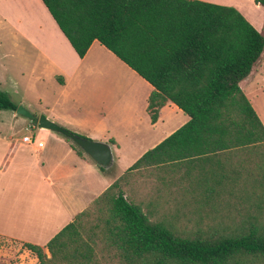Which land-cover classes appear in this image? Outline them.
Wrapping results in <instances>:
<instances>
[{"label": "trees", "instance_id": "1", "mask_svg": "<svg viewBox=\"0 0 264 264\" xmlns=\"http://www.w3.org/2000/svg\"><path fill=\"white\" fill-rule=\"evenodd\" d=\"M40 1L78 58L96 40L152 87L150 123L166 100L188 121L49 239L48 258L22 248L37 264H264V173L255 167L264 162V127L238 87L264 36L235 9L200 3L194 22L180 26L179 55L200 62L151 63L148 0ZM15 108L0 91V111ZM146 170L148 200L131 201L125 186ZM244 187L259 201L230 206Z\"/></svg>", "mask_w": 264, "mask_h": 264}, {"label": "crops", "instance_id": "2", "mask_svg": "<svg viewBox=\"0 0 264 264\" xmlns=\"http://www.w3.org/2000/svg\"><path fill=\"white\" fill-rule=\"evenodd\" d=\"M200 3L216 5L208 0H148V37L153 39L148 62H200L199 57L179 56L184 49L180 26L188 19L194 22V10H199ZM0 48L2 77L12 74L9 80L20 78L27 84L48 82L58 98L53 106L59 105L60 97H70L69 105L60 108L57 115L50 111L47 120L63 122L61 128H71L70 133L81 138L107 144L112 154L111 165L100 170L85 154H78L70 140L37 128L39 115L15 120L16 114L10 111L14 121L0 122V264H9V259L17 260L12 264H23L25 259L31 260V253L24 248L9 249L4 242L38 246L48 258L44 248L47 241L148 151L142 150L130 159L117 178L108 175L114 162L119 163L135 146L148 142V123L154 129L164 114L172 124L170 131L152 144L153 148L184 125L188 117L166 100L155 122L150 123L146 107L152 87L96 40L78 58L40 0H0ZM121 75L134 77L141 90L122 89ZM249 75L238 83L248 103L243 83ZM19 104L23 107L22 102ZM138 125L147 127L141 131ZM27 130L31 135L13 136ZM23 137L29 142H22ZM144 174L145 179L129 181L125 190L133 187L132 193L141 182L148 187V170ZM146 194L148 200V189Z\"/></svg>", "mask_w": 264, "mask_h": 264}, {"label": "rangeland", "instance_id": "3", "mask_svg": "<svg viewBox=\"0 0 264 264\" xmlns=\"http://www.w3.org/2000/svg\"><path fill=\"white\" fill-rule=\"evenodd\" d=\"M210 3L220 5V6H227L235 9L237 12H239L244 19L261 35L264 36V7L261 5H257L254 3V0H208ZM212 1V2H211ZM2 50L0 48V54ZM1 58V56H0ZM1 62V60H0ZM7 62H10L7 60ZM2 63V62H1ZM0 63V64H1ZM12 76V74H11ZM10 75L5 74L2 77V72L0 70V91L5 93L9 100L17 106H20L19 103H23V109L32 115H43L49 116L51 113L50 111H53V114H58L60 108L63 110L64 107H67L69 105L70 97H60L59 102L57 106H53V103L56 99H58L56 96H54V92H52L51 87H49L48 82L46 84H41L34 81H29L28 84L26 81L16 78L14 81L9 80L11 78ZM115 81L117 83V76L115 78ZM252 82L250 84L246 82ZM120 87L122 89H131V88H138L141 90V85L134 79V77H126L125 75H121L119 78ZM246 94L248 95L249 103L252 105V107L255 109V113L257 116H259V120L264 127V48L263 51L258 59V61L255 63L254 68L252 72L249 75V78L247 81H245ZM243 84L241 85L243 87ZM250 95V96H249ZM15 113V112H14ZM15 120H21V116L15 115ZM13 118L11 116L10 111H0V122H13ZM57 124V122H54ZM61 125H65L63 122H58ZM69 127V126H68ZM144 127L138 125V130L143 131ZM148 142H145L144 144H140L139 146H135L134 150L127 155L125 159L122 158V160L119 163L114 162V164L111 166V168L108 171V175L112 176L114 178H117L123 171L126 170L128 167V162L130 159H132L135 155H138L141 153L142 150H149L152 147V144L159 139L164 133H167L172 128L171 122L167 121L164 114H161L158 124L153 128L150 127L148 123ZM65 129V128H64ZM68 129V130H67ZM71 128H66L65 130L71 132ZM4 131V130H3ZM153 131V132H152ZM25 133L26 135H31V131L27 130V132H19L16 135H13L15 138H20L21 135ZM95 141V140H92ZM126 155H123L125 157ZM256 168H260V170L264 173V162H257L255 165ZM108 179V178H106ZM145 179L144 177L140 180ZM137 180V179H136ZM148 189L147 186L143 182L138 183L137 187L134 189V192H130L129 197L131 198V201L139 202L140 200H146V190ZM139 191V192H138ZM258 194L249 193V190H247L245 187L240 188V190H234L232 197L228 200V203L230 206L233 204L235 205H245V207L248 205L256 204L258 200ZM248 210V207H247ZM60 225V222L57 223L56 227ZM54 227V225H51ZM37 243H40V245H43L42 240H37ZM5 247L12 249L16 251L19 248H22V246H19L18 244L14 242H4L3 243ZM16 255V254H14ZM31 260L28 259L24 260L23 264H37V262L34 260L33 255L30 254L29 257ZM16 259H9V264H12L13 262H16Z\"/></svg>", "mask_w": 264, "mask_h": 264}, {"label": "water", "instance_id": "4", "mask_svg": "<svg viewBox=\"0 0 264 264\" xmlns=\"http://www.w3.org/2000/svg\"><path fill=\"white\" fill-rule=\"evenodd\" d=\"M16 115L24 117L26 119H33V117L27 113L21 106H17L14 110ZM36 127L39 129H45L50 132H54L70 140L83 154L101 168H108L112 163V154L110 147L101 142L90 141L74 135L55 123L47 120L44 116L39 115L36 118Z\"/></svg>", "mask_w": 264, "mask_h": 264}, {"label": "built area", "instance_id": "5", "mask_svg": "<svg viewBox=\"0 0 264 264\" xmlns=\"http://www.w3.org/2000/svg\"><path fill=\"white\" fill-rule=\"evenodd\" d=\"M22 142H26V143H28V142H29V139H28L27 137H23V138H22Z\"/></svg>", "mask_w": 264, "mask_h": 264}]
</instances>
